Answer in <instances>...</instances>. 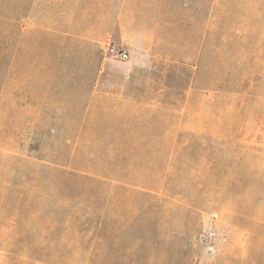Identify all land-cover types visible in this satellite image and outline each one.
<instances>
[{
	"label": "rangeland",
	"instance_id": "obj_1",
	"mask_svg": "<svg viewBox=\"0 0 264 264\" xmlns=\"http://www.w3.org/2000/svg\"><path fill=\"white\" fill-rule=\"evenodd\" d=\"M17 32L0 264H264V0H0Z\"/></svg>",
	"mask_w": 264,
	"mask_h": 264
},
{
	"label": "trees",
	"instance_id": "obj_2",
	"mask_svg": "<svg viewBox=\"0 0 264 264\" xmlns=\"http://www.w3.org/2000/svg\"><path fill=\"white\" fill-rule=\"evenodd\" d=\"M19 13L20 10H19ZM25 35L21 32H17V33H13L12 36H8V34H6V36H3L2 38H0V52H14L15 54H19L20 52H22V50L25 47ZM101 63V57H97L96 59V65L99 67Z\"/></svg>",
	"mask_w": 264,
	"mask_h": 264
},
{
	"label": "built area",
	"instance_id": "obj_3",
	"mask_svg": "<svg viewBox=\"0 0 264 264\" xmlns=\"http://www.w3.org/2000/svg\"><path fill=\"white\" fill-rule=\"evenodd\" d=\"M106 48L104 50L105 54L110 56L111 58H119V59H124L126 58L127 54L123 50L119 49L116 45H114L109 39L107 40ZM212 219L217 218V214L213 213L211 214ZM214 235V230L211 226H209L206 230H204L200 235H199V242L201 243H206L210 241V239Z\"/></svg>",
	"mask_w": 264,
	"mask_h": 264
}]
</instances>
